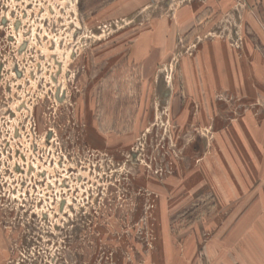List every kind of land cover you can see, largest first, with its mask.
Listing matches in <instances>:
<instances>
[{
	"label": "rangeland",
	"instance_id": "obj_1",
	"mask_svg": "<svg viewBox=\"0 0 264 264\" xmlns=\"http://www.w3.org/2000/svg\"><path fill=\"white\" fill-rule=\"evenodd\" d=\"M0 264H264V0H0Z\"/></svg>",
	"mask_w": 264,
	"mask_h": 264
}]
</instances>
